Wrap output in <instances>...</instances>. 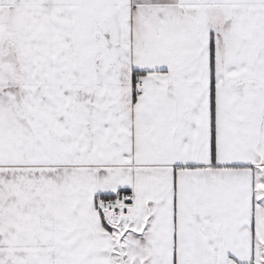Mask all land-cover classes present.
<instances>
[{"label": "snow or ice", "instance_id": "snow-or-ice-1", "mask_svg": "<svg viewBox=\"0 0 264 264\" xmlns=\"http://www.w3.org/2000/svg\"><path fill=\"white\" fill-rule=\"evenodd\" d=\"M0 264H264V0H0Z\"/></svg>", "mask_w": 264, "mask_h": 264}]
</instances>
